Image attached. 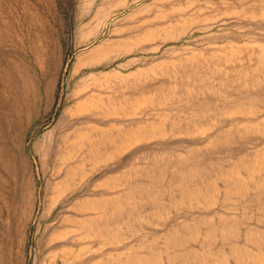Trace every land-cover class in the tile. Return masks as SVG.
I'll use <instances>...</instances> for the list:
<instances>
[{
    "label": "rangeland",
    "instance_id": "1",
    "mask_svg": "<svg viewBox=\"0 0 264 264\" xmlns=\"http://www.w3.org/2000/svg\"><path fill=\"white\" fill-rule=\"evenodd\" d=\"M0 0V264H264V0Z\"/></svg>",
    "mask_w": 264,
    "mask_h": 264
},
{
    "label": "bare ground",
    "instance_id": "2",
    "mask_svg": "<svg viewBox=\"0 0 264 264\" xmlns=\"http://www.w3.org/2000/svg\"><path fill=\"white\" fill-rule=\"evenodd\" d=\"M199 0H183L174 7V11H177L178 14H188L193 12L192 10H197Z\"/></svg>",
    "mask_w": 264,
    "mask_h": 264
}]
</instances>
